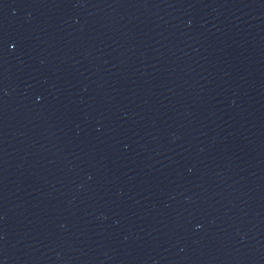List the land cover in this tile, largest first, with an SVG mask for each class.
I'll list each match as a JSON object with an SVG mask.
<instances>
[{"label": "water", "instance_id": "water-1", "mask_svg": "<svg viewBox=\"0 0 264 264\" xmlns=\"http://www.w3.org/2000/svg\"><path fill=\"white\" fill-rule=\"evenodd\" d=\"M0 264H264V0H0Z\"/></svg>", "mask_w": 264, "mask_h": 264}]
</instances>
